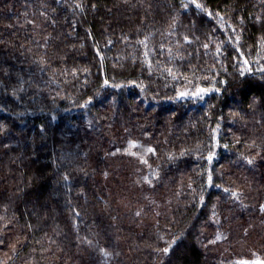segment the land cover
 <instances>
[{"label": "trees", "instance_id": "trees-1", "mask_svg": "<svg viewBox=\"0 0 264 264\" xmlns=\"http://www.w3.org/2000/svg\"><path fill=\"white\" fill-rule=\"evenodd\" d=\"M249 261L264 0H0V264Z\"/></svg>", "mask_w": 264, "mask_h": 264}, {"label": "rangeland", "instance_id": "rangeland-1", "mask_svg": "<svg viewBox=\"0 0 264 264\" xmlns=\"http://www.w3.org/2000/svg\"><path fill=\"white\" fill-rule=\"evenodd\" d=\"M198 92H199V91H197V92H195V93H192V92H190V91H186V92L184 93V95H186V96H195ZM247 263H249V264H260V263L257 262V261H249V262H247Z\"/></svg>", "mask_w": 264, "mask_h": 264}, {"label": "snow or ice", "instance_id": "snow-or-ice-1", "mask_svg": "<svg viewBox=\"0 0 264 264\" xmlns=\"http://www.w3.org/2000/svg\"><path fill=\"white\" fill-rule=\"evenodd\" d=\"M197 7H199V5H197ZM164 251H165V253H167L168 249H165Z\"/></svg>", "mask_w": 264, "mask_h": 264}]
</instances>
